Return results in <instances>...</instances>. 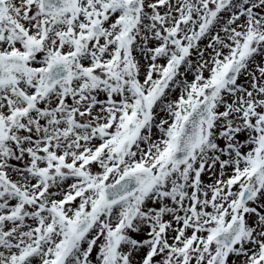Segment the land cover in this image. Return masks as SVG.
<instances>
[{
	"label": "snow or ice",
	"instance_id": "6c2138e0",
	"mask_svg": "<svg viewBox=\"0 0 264 264\" xmlns=\"http://www.w3.org/2000/svg\"><path fill=\"white\" fill-rule=\"evenodd\" d=\"M0 264H264V0H0Z\"/></svg>",
	"mask_w": 264,
	"mask_h": 264
}]
</instances>
